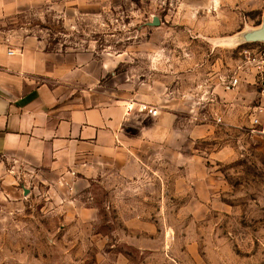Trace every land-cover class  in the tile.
Listing matches in <instances>:
<instances>
[{
  "label": "rangeland",
  "instance_id": "obj_1",
  "mask_svg": "<svg viewBox=\"0 0 264 264\" xmlns=\"http://www.w3.org/2000/svg\"><path fill=\"white\" fill-rule=\"evenodd\" d=\"M19 20L48 49L94 47L103 88L159 129L136 165L70 175L5 160L0 264H264L258 95L250 77L219 84L264 48L248 38L264 0H44Z\"/></svg>",
  "mask_w": 264,
  "mask_h": 264
},
{
  "label": "crops",
  "instance_id": "obj_2",
  "mask_svg": "<svg viewBox=\"0 0 264 264\" xmlns=\"http://www.w3.org/2000/svg\"><path fill=\"white\" fill-rule=\"evenodd\" d=\"M43 2L0 0V170L7 159L70 175L136 165L138 145L159 126H145L149 114L127 111L125 98L103 88L94 47L52 50L44 34L27 31L19 19Z\"/></svg>",
  "mask_w": 264,
  "mask_h": 264
},
{
  "label": "built area",
  "instance_id": "obj_3",
  "mask_svg": "<svg viewBox=\"0 0 264 264\" xmlns=\"http://www.w3.org/2000/svg\"><path fill=\"white\" fill-rule=\"evenodd\" d=\"M249 77L256 88L259 102L255 107L252 124L255 126L254 131L264 136V48L247 50L245 59L239 61L230 71L220 74L219 84L225 91H231L238 89L243 82L242 80ZM142 109L151 114H157V110L147 104L142 105ZM203 117L207 118L208 114H204ZM216 120L222 122L223 118L218 117Z\"/></svg>",
  "mask_w": 264,
  "mask_h": 264
},
{
  "label": "water",
  "instance_id": "obj_4",
  "mask_svg": "<svg viewBox=\"0 0 264 264\" xmlns=\"http://www.w3.org/2000/svg\"><path fill=\"white\" fill-rule=\"evenodd\" d=\"M154 22L155 24H158L159 23L158 18H155ZM248 38L250 41H253V42L254 41H264V25L261 28L251 32Z\"/></svg>",
  "mask_w": 264,
  "mask_h": 264
}]
</instances>
